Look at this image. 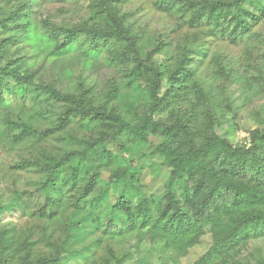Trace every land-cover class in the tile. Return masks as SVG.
I'll return each instance as SVG.
<instances>
[{"label":"rangeland","instance_id":"1","mask_svg":"<svg viewBox=\"0 0 264 264\" xmlns=\"http://www.w3.org/2000/svg\"><path fill=\"white\" fill-rule=\"evenodd\" d=\"M106 1L113 4L116 19L125 30L124 37L107 39L100 58L91 67H85L82 56L75 53L57 57L42 53L30 58L32 51L22 43L5 42L11 31L0 26V66L17 63L32 75V81L23 84L24 98L11 94L13 103L7 109L0 108V119L22 121L34 129L33 134L21 141L15 138L17 130H0V264H35L39 260L48 264H199L220 236V230H214L211 225H205L201 234L190 236L183 243L150 237L145 230L117 232L111 236L104 228L106 204L100 205L106 211L100 209L104 224L99 228L90 223L89 214L87 228L83 210L88 208L72 210L69 201L83 187L88 172L98 175V182L86 196L88 202L107 188L104 199L112 203L126 185L128 172L135 173L133 179L142 185V190L138 188L139 192L134 194L133 205L147 196L164 192L163 158L153 154V150L156 144L174 141L175 137L159 131H150L147 141L131 142L124 138L122 145L108 143L112 163H100L98 156L92 161L81 159L84 166L78 171L77 184L69 192L71 185L66 182L71 174L69 165L78 163L76 152L84 149V145L71 143L70 138L92 141L98 134L94 128L86 129L78 122L62 128L58 118L64 106L44 90L46 85H52L60 92L76 94L94 105L113 107L133 123L140 122L148 115L151 101L146 90L136 89L146 86L145 79L138 78L134 81L136 84L129 82L133 57L117 61V65L107 62L129 55L128 37H133L141 55L149 56V62L163 73L161 95L169 89L167 75L176 57L185 51L191 53L197 47L204 50L199 56L192 55L196 73L189 90L180 87L171 105L158 115L164 123L177 125L185 117L192 122L197 140V136L202 139L215 133L235 148L250 144L253 129H264V16L254 23L243 40L234 43L225 37H209L205 31L189 26L179 3L170 1L166 9V5H161L163 0ZM103 3L104 0H0V19L6 18L7 25L11 26L32 17L49 26L79 24L98 29L105 25V19L97 17L98 11L104 8ZM14 30L18 32L17 28ZM189 81L186 79L185 84ZM17 85V81L10 80L11 87ZM174 145L182 144L176 140ZM70 152L75 155L67 162L61 180L68 199L52 218H42L34 209L41 201L39 186L48 173L40 172L37 166L17 168V164L22 161L47 164ZM115 171L120 177L111 180ZM130 181L127 180V185L132 187ZM261 193L264 194V188ZM79 216L82 223L68 227L69 219ZM247 236L228 241L220 254H212L203 264L264 261V232H250Z\"/></svg>","mask_w":264,"mask_h":264},{"label":"trees","instance_id":"2","mask_svg":"<svg viewBox=\"0 0 264 264\" xmlns=\"http://www.w3.org/2000/svg\"><path fill=\"white\" fill-rule=\"evenodd\" d=\"M170 1L180 4V10L183 11V16H186L185 22L189 26L198 31H205L209 37H225L234 43L243 40L254 23L264 16V0H163L161 5H166L168 9ZM158 2L160 1H156V4H159ZM22 4L25 5V1ZM173 4L171 3V6ZM103 5V10L98 11L97 16L105 19L103 28L87 29L79 24L49 26L32 17L18 21L12 26L7 25L6 18H2L0 26L11 31L5 42L9 45L12 42L22 43L23 47L32 51L29 53L30 58L42 53L48 57L75 53L82 56L81 62L85 67H91L100 58L102 46L107 39H113L117 35L122 38V32H125L121 29L120 21L116 19L113 4L109 5V2L104 0ZM127 42L129 55L111 58L107 62L117 65V61L133 57L134 66L128 72L129 82L136 84L134 81L138 78L145 79L146 86L136 89L146 90L151 101L148 115L140 122L133 123L113 107L107 109L100 104L94 105L76 94L60 92L52 85L44 87L52 98L64 106L63 114L58 118L62 128L78 122L86 129L94 128L98 134L92 141L83 137L70 138L71 143L84 145V149L81 153L76 152L78 155L75 157H78L79 161L75 165H69L71 174L66 182L71 185L70 192L77 184L79 169L84 166L81 159L92 161L98 156L100 163H112L114 159L106 146L108 143L122 145L124 138L131 142L147 141L150 131H159L171 138L175 137L174 141L169 139L156 144L153 150V154L163 158L162 165L166 171L164 192L147 196L143 201H139L138 205H133L134 194L139 192L138 188L142 190V185H138L133 179L135 173L128 172L126 185L112 203L104 199L107 197V188L88 202L86 196L98 182V175H89V170L86 169L88 177L69 203L72 210L88 208L83 210L85 222L89 220V214L90 223H93L95 228L104 224L103 212L100 209L108 210L104 228L111 236L117 232L120 234L129 230H145L150 237H164L169 239L170 243H183L188 237L201 234L205 225H211L214 230H220V236L213 241L210 253L199 261V264H203L212 254H220L228 241L230 243L235 239L248 237L250 232H264V194L261 193L264 188V129H253L250 133V144L247 147L235 148L215 133L207 134L202 139L197 136V140L192 122L185 117H182L183 121L177 125L164 123L158 115L171 105L172 98L180 87L189 90L190 82L196 73V68L192 67V55L196 53L199 56L204 50L197 47L191 53L185 51L181 57H176L167 75L169 89L161 95L159 88L163 73L149 62V56L141 55L133 37H128ZM15 64L0 66V108L3 109L12 105L11 94L16 93L18 98H24L26 88L23 84L32 81V75L21 65ZM188 78L190 81L185 84ZM10 80L17 81L16 88L10 86ZM0 130H17L14 134L17 141L23 140L34 131L33 127L25 122L1 119ZM176 140L182 145L173 146ZM74 155L70 152L58 160H50L51 163L47 164L25 161L17 164V168L37 166L40 172L45 170L48 173L46 180L39 186L41 201L34 209L42 218H52L66 203L67 193L61 180L64 178L63 172L67 168V162L71 161ZM119 177L115 171L111 180H118ZM127 180H131L132 187L127 185ZM102 204L107 205L106 210L100 206ZM69 220L70 228L82 223L81 216ZM88 223L87 221V228ZM35 264L48 262L39 260ZM257 264H264V261Z\"/></svg>","mask_w":264,"mask_h":264}]
</instances>
